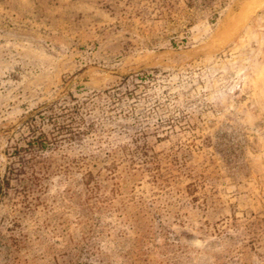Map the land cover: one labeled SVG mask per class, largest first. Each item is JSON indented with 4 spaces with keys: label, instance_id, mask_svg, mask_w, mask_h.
I'll list each match as a JSON object with an SVG mask.
<instances>
[{
    "label": "rangeland",
    "instance_id": "rangeland-1",
    "mask_svg": "<svg viewBox=\"0 0 264 264\" xmlns=\"http://www.w3.org/2000/svg\"><path fill=\"white\" fill-rule=\"evenodd\" d=\"M0 264H264V0H0Z\"/></svg>",
    "mask_w": 264,
    "mask_h": 264
}]
</instances>
